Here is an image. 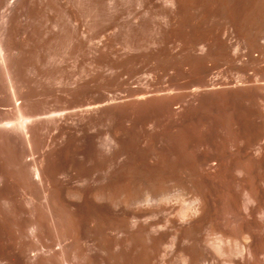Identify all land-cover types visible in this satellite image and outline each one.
<instances>
[{
    "label": "bare ground",
    "instance_id": "obj_1",
    "mask_svg": "<svg viewBox=\"0 0 264 264\" xmlns=\"http://www.w3.org/2000/svg\"><path fill=\"white\" fill-rule=\"evenodd\" d=\"M198 16L141 85L134 40ZM0 264H264V0H0Z\"/></svg>",
    "mask_w": 264,
    "mask_h": 264
},
{
    "label": "rangeland",
    "instance_id": "obj_2",
    "mask_svg": "<svg viewBox=\"0 0 264 264\" xmlns=\"http://www.w3.org/2000/svg\"><path fill=\"white\" fill-rule=\"evenodd\" d=\"M208 6L210 7V9L208 8ZM205 7H206V9H205ZM213 8H215V6L213 5L212 6ZM211 6H210V4L209 5H206V6H204V7H199V8H201V10L202 11H204L203 13H205L204 14V16H207V14H209L211 11H212V8ZM204 8V9H203ZM216 9V8H215ZM200 10V9H199ZM206 10V11H205ZM214 11V10H213ZM216 12V11H215ZM215 12H212V14L213 13H215ZM197 18V17H196ZM195 18V19H196ZM199 18V19H198ZM198 18H197V20H195L194 19V21L196 22H198L196 25H192V23H194L195 24V22L194 21H192V23H190L189 24V22H191V21H188V22H185V23H182V27L183 28H186V30H188L187 29V27H193V30H194V27H195V31H192L191 33H193V34H196L195 35V38L192 36V35H190L191 33H190V31L192 30V28H190L189 30L190 31H186L185 33H186V35L185 34H181V35H183L182 36V38H181V35L179 34L178 36H177V38L175 37V38H172V39H168V40H166L167 38H160V39H158L156 42H160V43H156V44H153L152 42H153V40H154V42H155V39H152L151 37V39L149 38V36H144L143 38H139V39H141L140 41H139V39H137V41L136 40H134L135 42L134 43H136L135 45H131L133 48H135V49H138L137 51L136 50H134V52L136 51V53H139V55L141 56V58H140V64H138V66H137V68H138V70H141V71H138V73L136 74V78L137 79H139V82H140V84L141 83H143L144 82V85H145V83H147L148 81H146V80H148L147 78H148V76H150V74H152V72L153 71H159L160 69L162 70H160L159 71V73H162V72H164L165 70H167V71H170L169 73L170 74H173L174 75V73H175V76H178L180 73H181V69L183 68V67H185L186 69L188 68V70H190V68H191V70H190V72L192 71V70H194L192 67H193V65L195 66V56H193V54L195 53V51H194V47H195V45H194V43H195V41H197L198 40V38L199 37H201V35H198L197 33H196V31H197V29L196 28H198V30H199V27L203 30H205V28H207V26L209 27V29H210V31L213 33V31L217 28V26L214 28V30L212 31V29H213V27L215 26V25H217V22L215 23V21H212V25H214V26H211V24H210V21L211 20H209L208 22H207V18L205 19H203V17L202 16H198ZM202 20H201V19ZM106 22H104V24H105ZM103 23H98L95 27H94V35H93V40H92V42L93 43H95L96 45H98L99 47H98V49H101V50H99L100 51V53L102 52L103 54H105V55H107L108 54V52L109 53H111V54H108V56H109V61L108 62H110V63H114L116 60H117V57H116V55H117V53H126V51H127V46H129L131 43H133V37H132V40L130 39V36L129 35H126V34H123V36H122V33H124V32H122V30H120L119 28L117 29L116 27H115V25H113V24H111V25H113V29H112V26L110 25V23L108 24H105L104 25ZM187 26H186V25ZM204 24V25H203ZM208 24V25H207ZM183 25H185V26H183ZM205 25H206V27H205ZM221 24L219 23V25L218 26H220ZM100 26V27H99ZM105 27L104 28V30H103V27ZM109 26V27H108ZM177 26V25H176ZM180 27H181V25H179ZM204 27V28H202V27ZM211 26V27H210ZM107 27V28H106ZM180 27H175V28H177V29H174L175 31L176 30H178ZM114 28H115V30L116 31H114ZM182 28V29H183ZM212 28V29H211ZM98 29V30H97ZM181 29V28H180ZM178 30V31H181V30ZM209 29L207 28L206 30H207V32H209ZM104 31V33H103V31ZM205 30V31H206ZM118 31H121V32H118ZM183 31V30H182ZM181 31V32H182ZM200 31V30H199ZM102 32V33H101ZM117 33V37L118 38H116V33ZM198 32V31H197ZM112 33V34H111ZM113 33H115V35L113 34ZM188 33H190V34H188ZM210 33V32H209ZM207 34V37H210L209 35L210 34ZM211 33V34H212ZM110 34V35H109ZM120 34V35H119ZM105 35V36H104ZM112 35V36H111ZM190 35V36H189ZM213 35V37L215 36L214 34H212ZM108 38H107V37ZM115 36V37H114ZM120 36V37H119ZM126 36H129V37H127V38H125ZM180 36V37H179ZM98 37V38H97ZM100 37V38H99ZM125 39H124V38ZM179 37V38H178ZM186 37V38H185ZM198 37V38H197ZM203 37V36H202ZM212 37V36H211ZM216 37V36H215ZM214 37V38H215ZM109 38H111V39H109ZM130 40H129V39ZM148 38V39H147ZM214 38L213 39H211V38H209V41H210V43H211V51L213 50V48H215V49H217L218 50V46H215L216 44H218L219 43V38H217L216 37V40L218 41V42H215L214 41ZM98 39H99V41H98ZM127 39V40H126ZM142 39H144V42L142 41ZM181 39V40H180ZM196 39V40H195ZM207 40H208V38H206ZM219 39V40H218ZM149 40V42H147ZM165 40V41H164ZM169 40H171V41H169ZM212 40H213V42H212ZM233 40V39H232ZM98 41V42H97ZM113 41V42H112ZM115 41V42H114ZM117 41V42H116ZM151 41V42H150ZM167 41V42H166ZM237 40H235L234 39V41H228V42H236ZM121 42V43H120ZM142 42L143 44H140V43ZM166 42V43H165ZM98 43V44H97ZM111 43V44H110ZM114 43V44H113ZM118 43V44H117ZM129 43V44H128ZM133 43V44H134ZM147 43H151V44H147ZM168 43V44H167ZM215 45H214V44ZM220 43H222V42H220ZM117 44V45H116ZM122 45V46H120V45ZM141 45V46H139V45ZM157 44H161L160 46L159 45H157ZM165 44V45H164ZM183 44V45H182ZM189 44V45H188ZM191 44H193V48L191 47L192 45ZM213 44V45H212ZM104 45V46H103ZM108 45V46H107ZM111 45V46H110ZM112 45H113V47H112ZM124 45V46H123ZM162 45H164V46H162ZM178 45V46H177ZM120 46V47H119ZM135 46V47H134ZM138 46H139V48H138ZM145 46H147V47H145ZM186 46V47H185ZM213 46H215V47H213ZM108 47V49H106ZM118 47V48H117ZM144 47L146 48V50L148 51V52H146L145 51V49H144ZM161 47H162V49H164V51L161 49ZM172 47V48H171ZM189 47V48H188ZM112 48V49H111ZM124 48H125V50H124ZM154 48V49H153ZM165 48H169L168 49V51H167V53H166V50H165ZM175 48V49H174ZM199 48V47H198ZM123 49V50H122ZM129 49V48H128ZM155 49L157 50L156 51V53L157 52H159V54H160V51H163V55L161 56V57H159L160 55L158 54V56H157V54L155 53V54H153V52H152V50H154L155 51ZM161 49V50H160ZM193 49V50H192ZM215 49H214V51H213V53L215 52ZM110 50V51H109ZM144 50V51H143ZM178 50H180V51H178ZM183 50H185V51H183ZM191 50L193 51V52H191ZM113 51V52H112ZM123 51V52H122ZM140 51V52H139ZM172 51V54L171 53H169V52H171ZM174 51V52H173ZM190 51V52H189ZM106 52H107V54H106ZM128 52V51H127ZM143 52V53H142ZM150 52V53H149ZM113 53H114V58L112 57L113 56ZM115 53H116V55H115ZM120 53V54H121ZM146 53H148V55L146 54ZM162 53V52H161ZM149 54H153V57H152V55H149ZM168 56H166V55ZM171 54V55H170ZM187 54V55H186ZM110 55H111V57L113 58H111L110 57ZM145 55H146V57H145ZM156 55V56H155ZM144 56V57H143ZM150 56H151V60L153 59V58H155L154 60H152V61H149L150 60ZM194 58L193 60H191V58L192 57ZM157 57V58H156ZM171 57H173V59L171 58ZM176 57V58H175ZM189 57V58H188ZM160 58V59H159ZM166 60H165V59ZM169 58V59H168ZM182 58V59H181ZM188 58V59H187ZM168 59V60H167ZM171 59V60H170ZM175 59V60H174ZM242 59H245V58H243L242 57ZM104 60V59H103ZM102 59H100L99 60V66H101V67H103V66H105V65H111L110 63H108L107 61H103ZM112 60H115V61H113L112 62ZM157 60H160V61H157ZM170 60V61H169ZM181 60V61H180ZM187 60H189V62H190V64H192V62H193V64H192V66L189 64V62L187 61V64H189V65H187L185 62ZM100 61H101V63H102V61L104 62L103 64H101L100 63ZM118 61V60H117ZM144 61V62H143ZM153 61H154V63H153ZM164 61V62H163ZM167 61H169V62H167ZM217 61H219V64H217L218 62ZM105 62H106V64H105ZM150 62V63H149ZM161 62H163L162 64H161ZM170 62H172V63H170ZM175 62V63H174ZM195 62V63H194ZM215 62V61H214ZM217 62V63H216ZM216 62H215V64H217L216 66H215V64H214V66L215 67H213V68H215L216 70H214L213 69V74H212V76L213 77H215V78H218V77H225V76H227V74H229L230 72H234V71H232V70H230L229 68L227 69V68H224L223 66L225 65L222 61L220 62V60H216ZM108 63V64H107ZM116 64V66H117V64L118 65H120L119 64V61L118 62H115ZM147 66V65H149V66H145L144 64ZM148 63V64H147ZM151 63H152V66H151ZM174 63V64H173ZM177 63V64H176ZM223 63V64H222ZM241 63V62H240ZM105 64V65H104ZM172 64H173V66H172ZM186 64V65H185ZM222 64V65H221ZM140 65V66H139ZM156 65H157V67H156ZM172 67H171V66ZM182 65V66H181ZM196 65H197V63H196ZM111 66H114V64L113 65H111ZM162 66V67H161ZM180 66V67H179ZM191 66V67H190ZM218 66H220L219 68H218ZM144 67H146V69L144 68ZM197 67V66H196ZM225 67H227L226 65H225ZM142 68V69H141ZM148 68V69H147ZM160 68V69H159ZM172 68V69H171ZM177 70H175V69ZM178 68V69H177ZM105 69H106V66H105ZM145 69V70H144ZM158 69V70H157ZM169 69V70H168ZM180 69V70H179ZM227 72V70H229L230 72L229 73H226V72H224V70ZM146 70H147V72H146ZM153 70V71H152ZM223 70V71H222ZM178 71H180V72H178ZM109 72V71H108ZM144 72V73H143ZM215 72V73H214ZM140 73H141V75H140ZM158 73V72H157ZM216 73H218V74H216ZM226 73V75H224V74ZM231 73V74H232ZM223 74V75H222ZM143 75H145V76H143ZM219 75H222V76H219ZM218 76V77H217ZM140 77V78H139ZM143 77V78H142ZM136 78L134 79V80H136ZM166 78V77H165ZM143 79V80H142ZM134 80H133V82H134ZM137 82H138V80H137ZM138 82V83H139ZM135 84H137L136 83V81L134 82ZM133 85V86H138V84L137 85ZM139 84V85H140ZM142 85V84H141ZM177 91H179V89H177ZM183 132V135H185L186 136V134L188 133V135H189V137H188V135L186 136V138H189V140H191V133H189L190 132V130H189V132H188V130H187V133L185 134V132H186V130L185 131H182ZM182 134V133H181ZM181 134L179 135V136H181ZM202 135V134H201ZM176 138H179L178 136L176 137ZM175 138V139H176ZM177 140V139H176ZM181 142H182V140H187V139H185V137H183V139H181V137H180V139H179ZM178 140V142H180Z\"/></svg>",
    "mask_w": 264,
    "mask_h": 264
}]
</instances>
